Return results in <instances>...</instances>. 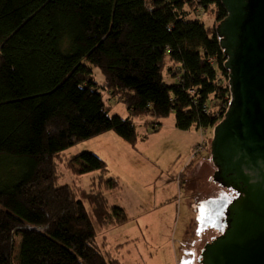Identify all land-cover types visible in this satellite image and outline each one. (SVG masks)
Instances as JSON below:
<instances>
[{"label": "trees", "instance_id": "16d2710c", "mask_svg": "<svg viewBox=\"0 0 264 264\" xmlns=\"http://www.w3.org/2000/svg\"><path fill=\"white\" fill-rule=\"evenodd\" d=\"M199 11L214 25L188 19ZM225 17L219 0H0V165L19 169L0 177V264H121L93 224L126 223L106 198L117 179L92 152L60 154L110 131L137 150L161 125L140 137L134 121L172 113L180 131H211L230 100ZM95 68L127 119L110 116ZM60 167L98 175L89 190L59 186Z\"/></svg>", "mask_w": 264, "mask_h": 264}, {"label": "rangeland", "instance_id": "374dc122", "mask_svg": "<svg viewBox=\"0 0 264 264\" xmlns=\"http://www.w3.org/2000/svg\"><path fill=\"white\" fill-rule=\"evenodd\" d=\"M189 16V20L198 19L205 26L214 25V17L209 11ZM92 73L103 101L111 108L110 116L127 119L129 115L125 106L106 91L100 71L95 68ZM165 81L170 85L176 83L170 73L165 74ZM145 122L161 125L157 132L149 134L145 142L147 147L140 143L137 150L133 149L110 131L75 144L61 153V158L92 152L106 162L107 178L118 181V190L107 192L106 198L110 206L124 210L127 221L123 225L102 227L93 221L98 246L102 247V237L106 235L112 244L117 241L125 243L123 253L128 264L131 261L133 264H195L196 250L215 232L207 228L200 230L194 211L197 206L211 202L217 193L226 192L207 181L209 173L215 170L210 144L206 152L203 146L200 153L194 154L197 145L201 144L199 132L195 129L178 130L174 113L157 122L135 120L140 137L150 131L144 126ZM207 134L210 135L208 139H212V129ZM18 172L19 169L11 164L0 165L1 178L13 180ZM60 173L59 186H76L82 190H89L98 175L89 173L73 177L63 167H60ZM204 211L198 212L205 217Z\"/></svg>", "mask_w": 264, "mask_h": 264}, {"label": "water", "instance_id": "95a60500", "mask_svg": "<svg viewBox=\"0 0 264 264\" xmlns=\"http://www.w3.org/2000/svg\"><path fill=\"white\" fill-rule=\"evenodd\" d=\"M219 1L226 12L217 35L230 100L212 129L216 171L207 181L237 197L226 229L196 250L195 264H264V0Z\"/></svg>", "mask_w": 264, "mask_h": 264}, {"label": "flooded vegetation", "instance_id": "af4514ba", "mask_svg": "<svg viewBox=\"0 0 264 264\" xmlns=\"http://www.w3.org/2000/svg\"><path fill=\"white\" fill-rule=\"evenodd\" d=\"M213 176L210 179L211 182H214ZM224 190L226 192L217 193V196H214L211 202L209 201V203L206 204L205 207L198 206L200 211L205 209L204 211L205 219H206L205 228L215 232L214 236H212L209 241L205 242V244L211 242L212 240L220 236L227 227L226 223L228 217V207L231 204V202L236 199L237 193L232 190H227V189Z\"/></svg>", "mask_w": 264, "mask_h": 264}, {"label": "crops", "instance_id": "0c3cea01", "mask_svg": "<svg viewBox=\"0 0 264 264\" xmlns=\"http://www.w3.org/2000/svg\"><path fill=\"white\" fill-rule=\"evenodd\" d=\"M199 132L201 141L200 143L205 147L204 148V152H206L208 150L209 144L211 139L209 140L208 137L210 136L209 134H207V132H209L210 130H197ZM150 136V135H149ZM142 144V143H141ZM144 146H148L147 144L143 143ZM205 203H203V207H205ZM201 205L199 207H202ZM199 208L197 206L196 210L194 211V213L196 214V221L199 223L200 226V230L205 229V225H206V219L205 217H203L199 214ZM197 211V212H196ZM102 252L104 253V255H107L108 258H113L115 260H117L119 263L121 264H128L125 260H126V256L124 255L123 251L125 249V243L122 244L121 242L117 241L115 243H110L108 241V236H103L102 237ZM194 254V253H192ZM191 262V261H190ZM130 264H133L132 261L130 262Z\"/></svg>", "mask_w": 264, "mask_h": 264}, {"label": "built area", "instance_id": "2783aa9c", "mask_svg": "<svg viewBox=\"0 0 264 264\" xmlns=\"http://www.w3.org/2000/svg\"><path fill=\"white\" fill-rule=\"evenodd\" d=\"M202 147H203L202 144L197 145V148H196L194 154L200 153V152H201L200 148H202ZM199 150H200V151H199Z\"/></svg>", "mask_w": 264, "mask_h": 264}]
</instances>
